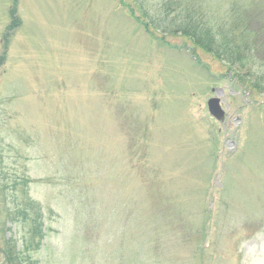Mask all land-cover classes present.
I'll return each instance as SVG.
<instances>
[{
  "label": "rangeland",
  "instance_id": "374dc122",
  "mask_svg": "<svg viewBox=\"0 0 264 264\" xmlns=\"http://www.w3.org/2000/svg\"><path fill=\"white\" fill-rule=\"evenodd\" d=\"M12 2L0 0V56ZM205 3L212 23L249 20L246 79L264 77V0ZM16 16L0 207L25 192L39 206L32 264H264V93L240 86L248 71L192 56L185 37L152 39L118 0H19Z\"/></svg>",
  "mask_w": 264,
  "mask_h": 264
},
{
  "label": "trees",
  "instance_id": "16d2710c",
  "mask_svg": "<svg viewBox=\"0 0 264 264\" xmlns=\"http://www.w3.org/2000/svg\"><path fill=\"white\" fill-rule=\"evenodd\" d=\"M18 1L12 2V9L9 12L11 21L2 35L0 66L5 61L11 37L21 24L16 16ZM205 1L118 0L128 16L152 39H158V34L185 37L192 44L193 49L190 51L192 56L194 50H201L216 60L226 63L230 70L232 67L246 69L248 71L246 76L236 74L240 86L242 85L247 93L251 91L264 93L263 76L257 77L256 81L251 78L246 79L252 75L248 66L254 64L253 53L259 48L255 42H251L254 41L255 36L245 25L249 20L240 16L237 10H233L234 12L223 25L212 23L207 17ZM16 183H12L10 189L13 190ZM21 183L26 185L28 181ZM6 186L0 187V190ZM26 194L25 192L21 205L0 207V214L5 212L4 218L0 215L2 264H32L30 253L38 250L42 245L44 224L41 210ZM18 225L24 231L20 237L17 235Z\"/></svg>",
  "mask_w": 264,
  "mask_h": 264
},
{
  "label": "water",
  "instance_id": "95a60500",
  "mask_svg": "<svg viewBox=\"0 0 264 264\" xmlns=\"http://www.w3.org/2000/svg\"><path fill=\"white\" fill-rule=\"evenodd\" d=\"M207 110L209 115L217 121L222 120L224 117V112L220 106V100L217 97L208 100Z\"/></svg>",
  "mask_w": 264,
  "mask_h": 264
}]
</instances>
